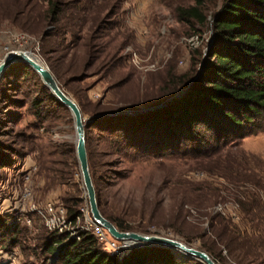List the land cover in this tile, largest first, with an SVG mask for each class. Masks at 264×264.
Segmentation results:
<instances>
[{
    "label": "rangeland",
    "instance_id": "obj_1",
    "mask_svg": "<svg viewBox=\"0 0 264 264\" xmlns=\"http://www.w3.org/2000/svg\"><path fill=\"white\" fill-rule=\"evenodd\" d=\"M49 1L0 0V62L5 47L33 52L81 105L84 117L97 120L138 116L182 94L184 84L210 59L217 41L214 16L227 0H205L204 23L179 19L178 9L195 6L196 0H53L63 5L55 24L47 17ZM52 31V43L44 44ZM10 33L30 40L14 43ZM15 67L14 75L0 81V151L15 163L0 169V264H49L56 258L46 261L42 238L55 230L31 209L46 216L64 210L69 218L66 206L77 199L80 211L90 206L72 113L41 124L32 102L44 82ZM88 136L103 208L129 231L200 248L210 235V214L221 213L250 238L245 249L234 252L237 259L222 248L225 264H264V132L214 156L222 165L234 158V169L222 170L211 166L217 163L202 166L184 140L180 148L148 155L129 146L124 133L93 126ZM23 170L30 171L28 177ZM215 188L220 189L216 202L209 195ZM25 191V211L5 210L13 194ZM250 193L258 195L259 205L246 214L240 201Z\"/></svg>",
    "mask_w": 264,
    "mask_h": 264
},
{
    "label": "trees",
    "instance_id": "obj_2",
    "mask_svg": "<svg viewBox=\"0 0 264 264\" xmlns=\"http://www.w3.org/2000/svg\"><path fill=\"white\" fill-rule=\"evenodd\" d=\"M204 2L196 0L195 6L180 7L179 19L190 21L195 18L204 23L207 20L201 9ZM62 6L60 1H49L47 17L51 23L59 22ZM214 28L217 41L211 47L210 59L204 63L197 77L190 78L184 84L186 90L182 94L177 93L167 105L138 116H108L92 121L86 128L90 165L88 134L94 126L120 136L124 133L129 146L145 150L148 155L167 152L168 148H180L184 140L190 143L188 151L194 156L192 158L202 166L217 163L211 166L220 170L234 169V158L228 160L229 164L222 165L221 158L214 156L227 147L241 145L249 136L264 132V0H227L214 16ZM55 33L47 34L44 44L52 43L49 38ZM15 66L41 78L24 63H16L4 76L14 75ZM37 93L32 106L36 108L34 114L41 124L54 121L62 112L70 114V110L52 95L45 84ZM130 137L134 138L133 141H129ZM7 157L0 151V169L15 164ZM96 190L103 214L121 231H129L130 227L124 221L115 219L105 211L97 186ZM219 191V188H215L209 194L215 198V202L220 197ZM247 196L248 199L240 202L244 212L251 214L259 205V199L256 193ZM79 204L80 199H77L73 205L66 206L69 218L76 219L82 214ZM3 224L0 222V225ZM209 233L200 248L220 264L226 262L222 248L237 259L234 252L245 249L250 241L248 235L241 234L233 221L221 213L210 214ZM42 240V253L47 255L46 261L53 256L56 258L49 264H204L182 261L170 249L157 246L131 248L124 256H116L89 232L75 239L68 233L47 231ZM58 250L59 256L56 257Z\"/></svg>",
    "mask_w": 264,
    "mask_h": 264
},
{
    "label": "water",
    "instance_id": "obj_3",
    "mask_svg": "<svg viewBox=\"0 0 264 264\" xmlns=\"http://www.w3.org/2000/svg\"><path fill=\"white\" fill-rule=\"evenodd\" d=\"M16 63H24L37 72L45 86L51 91L52 95L72 113L76 130L77 156L80 163L90 211L96 223L103 226L114 238L126 242L133 248L146 246L163 247L170 249L172 253L178 255V258L182 261H199L204 264H220L208 252L188 245L181 240L155 234L149 235L135 231H121L113 221L108 219L100 209L87 148L86 128L93 120H87L84 117L80 105L62 87L50 66L44 63L31 51L14 50L6 53L0 62V81L4 77L6 71ZM58 254L59 250L55 253V256H58Z\"/></svg>",
    "mask_w": 264,
    "mask_h": 264
},
{
    "label": "built area",
    "instance_id": "obj_4",
    "mask_svg": "<svg viewBox=\"0 0 264 264\" xmlns=\"http://www.w3.org/2000/svg\"><path fill=\"white\" fill-rule=\"evenodd\" d=\"M10 38L14 43L20 42V40H27L26 43L29 42L30 39H27L24 35H16L10 33ZM7 37L9 35H6ZM22 46V44H20ZM20 48H9L5 47V50H8V52L14 51V50H21ZM7 52V53H8ZM24 175L26 177L29 176L30 171L23 170ZM14 197L11 200V205H8V207L5 208V210L11 212V211H25V199L29 196V192H24L23 194H13ZM13 201L15 203H13ZM52 205H50L51 207ZM31 210H37L40 212L43 216H45L47 226L55 231L63 232L64 230H68L70 236L75 239H80L82 233L90 232L95 235L97 240L100 244H102L107 250H109L112 254L116 256H122L128 251L129 249L133 248L130 247L126 242L120 241L116 238H114L103 226L96 223V221L90 216V210L89 207L87 209L81 210V215H78L76 219L68 218L66 216V212L64 210H61V215L57 216L58 213H53V215L46 216L43 210L38 209L37 207H33ZM52 210V209H51ZM53 211V210H52ZM85 217L86 221L84 224H82V219Z\"/></svg>",
    "mask_w": 264,
    "mask_h": 264
},
{
    "label": "bare ground",
    "instance_id": "obj_5",
    "mask_svg": "<svg viewBox=\"0 0 264 264\" xmlns=\"http://www.w3.org/2000/svg\"><path fill=\"white\" fill-rule=\"evenodd\" d=\"M21 50H25V49H21Z\"/></svg>",
    "mask_w": 264,
    "mask_h": 264
}]
</instances>
